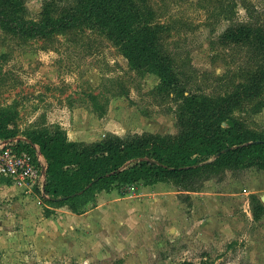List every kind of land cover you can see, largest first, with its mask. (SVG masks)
Here are the masks:
<instances>
[{
	"label": "rangeland",
	"instance_id": "rangeland-1",
	"mask_svg": "<svg viewBox=\"0 0 264 264\" xmlns=\"http://www.w3.org/2000/svg\"><path fill=\"white\" fill-rule=\"evenodd\" d=\"M147 1L188 88L214 97L250 91L232 115L247 135L264 136V79L250 80L258 51L219 39L232 20L263 21L264 0ZM24 7L27 19L40 18L42 0ZM158 82L133 71L90 25L36 37L0 26V114L18 137L46 122L70 140L176 133L172 102L151 93ZM37 188L0 182V264H264V169L254 165L206 181L190 207L172 184L140 181L96 192L74 217L41 201ZM253 196L263 206L258 218Z\"/></svg>",
	"mask_w": 264,
	"mask_h": 264
},
{
	"label": "trees",
	"instance_id": "trees-1",
	"mask_svg": "<svg viewBox=\"0 0 264 264\" xmlns=\"http://www.w3.org/2000/svg\"><path fill=\"white\" fill-rule=\"evenodd\" d=\"M24 0H0V26L28 36H49L82 24L105 37L138 74L153 73L159 82L156 99L172 102L176 133L142 131L118 135L107 131L98 140H69L59 123H42L17 139L16 146L39 152L45 166L44 183L36 189L47 205L67 206L78 213L96 192L123 189L137 182L172 184L177 197L191 206V192L210 179L221 181L226 171L254 165L264 169V136H249L232 115L240 100L249 98L234 88L214 97L188 88L187 79L164 49L160 25L147 0H42L38 20L23 14ZM220 41L248 45L259 59L252 83L264 79V20L234 21ZM260 54V55H259ZM254 96V95H253ZM18 137L9 117L0 114V141ZM216 153H218L217 156ZM60 198V199H57ZM258 218L263 206L252 197ZM181 264H194L182 261Z\"/></svg>",
	"mask_w": 264,
	"mask_h": 264
},
{
	"label": "built area",
	"instance_id": "built-area-1",
	"mask_svg": "<svg viewBox=\"0 0 264 264\" xmlns=\"http://www.w3.org/2000/svg\"><path fill=\"white\" fill-rule=\"evenodd\" d=\"M42 166L41 156L37 152L31 154L25 149H19L14 139L0 141V179L29 181L41 187L45 179L41 172Z\"/></svg>",
	"mask_w": 264,
	"mask_h": 264
},
{
	"label": "crops",
	"instance_id": "crops-1",
	"mask_svg": "<svg viewBox=\"0 0 264 264\" xmlns=\"http://www.w3.org/2000/svg\"><path fill=\"white\" fill-rule=\"evenodd\" d=\"M47 123H53V122H47ZM55 123H58V122H55ZM65 129V128H64ZM66 131V130H65ZM109 132H111V131H109ZM67 135V134H66ZM100 139V138H99ZM70 140V139H69ZM73 140H75V141H85V140H76V139H73ZM98 140V139H97ZM86 142H90V141H86ZM211 180V179H210ZM8 181H10V179H4V178H1L0 179V182L1 183H8ZM163 183V182H162ZM161 182H158V183H155V184H152V185H155V186H157V185H159V184H162ZM245 189V188H244ZM245 190H247V189H245ZM176 193H177V191H176ZM191 193H193V192H191ZM191 193H190V196H191ZM177 196V195H176ZM178 198V197H177ZM263 199V198H262ZM180 201V200H179ZM191 201H192V197H191ZM249 200L247 199V202H248ZM181 202V201H180ZM249 203V202H248ZM61 207H63V206H61ZM188 207H190V206H188ZM67 212H70V214L71 215H68V214H66L67 216H74V217H77L78 215H77V213H74V212H72L71 210H68Z\"/></svg>",
	"mask_w": 264,
	"mask_h": 264
},
{
	"label": "water",
	"instance_id": "water-1",
	"mask_svg": "<svg viewBox=\"0 0 264 264\" xmlns=\"http://www.w3.org/2000/svg\"><path fill=\"white\" fill-rule=\"evenodd\" d=\"M17 140V139H21V140H26V141H28V142H31L29 139H26L25 137H14V138H11V139H5V140H3L2 142H8V141H10V140ZM38 153V155L40 156V153L39 152H37ZM218 155V153H216V155L215 156H217ZM41 172L43 173V175L45 174V166L43 165L42 166V168H41ZM44 183V182H43ZM57 199H60V198H57Z\"/></svg>",
	"mask_w": 264,
	"mask_h": 264
}]
</instances>
